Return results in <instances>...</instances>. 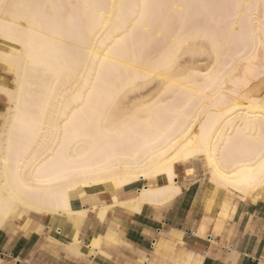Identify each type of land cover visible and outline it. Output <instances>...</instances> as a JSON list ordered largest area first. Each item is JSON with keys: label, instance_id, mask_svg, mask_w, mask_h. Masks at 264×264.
I'll list each match as a JSON object with an SVG mask.
<instances>
[{"label": "bare ground", "instance_id": "bare-ground-1", "mask_svg": "<svg viewBox=\"0 0 264 264\" xmlns=\"http://www.w3.org/2000/svg\"><path fill=\"white\" fill-rule=\"evenodd\" d=\"M0 63V225L76 234L89 210L167 204L199 161L208 212L264 188V0H0Z\"/></svg>", "mask_w": 264, "mask_h": 264}, {"label": "crops", "instance_id": "crops-1", "mask_svg": "<svg viewBox=\"0 0 264 264\" xmlns=\"http://www.w3.org/2000/svg\"><path fill=\"white\" fill-rule=\"evenodd\" d=\"M5 106L6 97L0 93V112ZM177 182L181 192L163 206L147 204L137 212L114 205L101 220L89 210L76 234L72 223L62 217L28 213L33 216L7 218L0 225V264L264 262V188L244 200L227 197L224 207L208 212L201 202L205 179ZM135 192L136 187L126 188L118 198L128 200ZM82 203L91 207L112 200L102 191L85 194ZM105 234L111 235L108 240L102 239ZM96 239L100 248L93 250Z\"/></svg>", "mask_w": 264, "mask_h": 264}, {"label": "rangeland", "instance_id": "rangeland-1", "mask_svg": "<svg viewBox=\"0 0 264 264\" xmlns=\"http://www.w3.org/2000/svg\"><path fill=\"white\" fill-rule=\"evenodd\" d=\"M11 79H12L11 74L8 73L5 70V66L0 63V80L3 81L4 83H6L7 85L12 86L13 82H12ZM189 165L193 167V170L191 172L192 174H191L190 177L186 176V172H185V170L183 169L182 166L177 167V169H176V173L178 172L177 173V181L189 182V181H193L194 179H196L198 177H202L205 180L207 179L208 174H207V172L205 170V167L202 165V163L200 161L197 162V163L189 164ZM155 183H153V184H155ZM133 187H136V186H133ZM234 197H236L237 199L241 200V198H239L237 196H234ZM32 216L33 215H24L21 218H29V217H32ZM21 218H14V219L18 220V219H21ZM86 251H89V250H86Z\"/></svg>", "mask_w": 264, "mask_h": 264}, {"label": "snow or ice", "instance_id": "snow-or-ice-1", "mask_svg": "<svg viewBox=\"0 0 264 264\" xmlns=\"http://www.w3.org/2000/svg\"><path fill=\"white\" fill-rule=\"evenodd\" d=\"M261 174L264 175V168L261 169ZM236 175L237 173H233V176H236ZM252 179L253 177L251 176L243 177L240 183H249ZM233 183H235V181H233ZM262 264H264V262H262Z\"/></svg>", "mask_w": 264, "mask_h": 264}]
</instances>
